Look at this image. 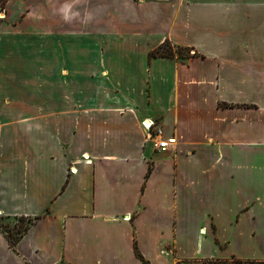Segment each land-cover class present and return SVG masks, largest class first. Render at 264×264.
<instances>
[{
  "label": "crops",
  "instance_id": "0c3cea01",
  "mask_svg": "<svg viewBox=\"0 0 264 264\" xmlns=\"http://www.w3.org/2000/svg\"><path fill=\"white\" fill-rule=\"evenodd\" d=\"M5 6L0 264H264V0Z\"/></svg>",
  "mask_w": 264,
  "mask_h": 264
},
{
  "label": "trees",
  "instance_id": "16d2710c",
  "mask_svg": "<svg viewBox=\"0 0 264 264\" xmlns=\"http://www.w3.org/2000/svg\"><path fill=\"white\" fill-rule=\"evenodd\" d=\"M176 49L179 51L182 49L190 51V48H188V47L173 46L169 41H164L159 46L150 50L148 52V56H149V58H151V57H174V51ZM190 56L191 55L180 56V58H188ZM177 57H179V54H177ZM150 171H151V164L148 165L147 174ZM36 218H37V216L36 217H28L27 223L14 225L13 228L9 227V226H0V229L4 232L11 248H14L17 241L28 230L29 226L34 222V220ZM134 251H135L136 256L142 261L143 264H148V261L144 259V257L142 256V254L140 253V251L138 250L136 245H134ZM239 262L244 264V262L242 260H239Z\"/></svg>",
  "mask_w": 264,
  "mask_h": 264
},
{
  "label": "built area",
  "instance_id": "2783aa9c",
  "mask_svg": "<svg viewBox=\"0 0 264 264\" xmlns=\"http://www.w3.org/2000/svg\"><path fill=\"white\" fill-rule=\"evenodd\" d=\"M3 10L0 9V16ZM140 126L144 132V146L148 144L154 151L167 152L172 149L177 141L174 135H166L163 127L154 119L144 118L140 121ZM84 159L87 162L90 161L88 157ZM72 170L70 169V171Z\"/></svg>",
  "mask_w": 264,
  "mask_h": 264
},
{
  "label": "rangeland",
  "instance_id": "374dc122",
  "mask_svg": "<svg viewBox=\"0 0 264 264\" xmlns=\"http://www.w3.org/2000/svg\"><path fill=\"white\" fill-rule=\"evenodd\" d=\"M5 1L6 0H0V9H4L2 12V15L0 16V20L6 16ZM96 30H97V28H96ZM97 46H98V44H96V51H97ZM173 46H178V45H173ZM178 51L179 50H177V49L174 51V56L177 57V54H179L178 58H180V56L192 55L191 50L187 51L185 49H182L179 52ZM180 59H183V58H180ZM27 222H28L27 218H25V217H6V216L0 215V226H9V227L13 228L14 225L25 224Z\"/></svg>",
  "mask_w": 264,
  "mask_h": 264
}]
</instances>
